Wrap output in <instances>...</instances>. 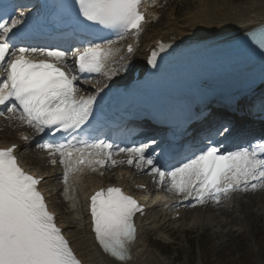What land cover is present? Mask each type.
<instances>
[{
  "label": "snow or ice",
  "instance_id": "obj_1",
  "mask_svg": "<svg viewBox=\"0 0 264 264\" xmlns=\"http://www.w3.org/2000/svg\"><path fill=\"white\" fill-rule=\"evenodd\" d=\"M141 3L142 0H79L80 12L87 21L119 30L121 39L128 31L140 32L144 21ZM23 17L21 11L19 17L0 22V69L6 72V79L0 80V107L13 115L19 112L18 119L26 121L37 132L53 127L64 131L80 127L91 115L96 97L77 95L80 91L75 85L78 76L67 64L66 52L12 44L10 33L23 23ZM258 42L264 48V31L259 33ZM114 43L116 41H109L107 45L90 44L78 56V71L100 73L114 52L111 47ZM128 51L132 52L131 45ZM35 54L54 58L59 63L47 62V59L36 61ZM155 60L153 52L149 63L155 66ZM103 74L111 78L110 73ZM0 115H4V111H0ZM84 143L89 149L99 150L97 155L112 148L104 141ZM41 147L50 155L59 153V162L66 168V184L69 172L79 170V165L104 164L102 159H78L73 165L72 150L80 151L81 155L83 151L71 142L67 145L48 143ZM258 148L259 152L256 148L241 147L220 154L217 147H208L170 172L161 171L152 158L145 157V146L119 151L135 155L138 158L135 166L141 169L149 166L161 184L170 178V189L185 195L186 199L194 196L199 203H205L211 198L219 203L221 194L255 190L264 185V145ZM15 150V145L0 149V264H80L38 189L40 180L24 171ZM91 155L88 152V156ZM127 163L131 165L133 160ZM90 211L100 247L115 261L127 264L136 240L134 217L136 213H143V207L120 188L109 187L91 197Z\"/></svg>",
  "mask_w": 264,
  "mask_h": 264
},
{
  "label": "bare ground",
  "instance_id": "obj_2",
  "mask_svg": "<svg viewBox=\"0 0 264 264\" xmlns=\"http://www.w3.org/2000/svg\"><path fill=\"white\" fill-rule=\"evenodd\" d=\"M239 2V0H143L140 10L144 14V21L140 32H131L111 45L114 52L105 61L100 79L88 84L83 81L76 82L80 89L78 96H95L111 88L129 84L133 72L146 65L150 53L231 33L242 34L264 24V0H249L241 4ZM129 45L132 46L131 53L128 51ZM48 50L65 52L59 46H51ZM33 58L57 62L54 58L41 57L39 54H35ZM65 59L71 66L68 55ZM103 72L110 73L111 78L105 76ZM0 111H4V115H0V129L19 134L7 137L15 140L12 143H9L10 140L7 138L0 140V146L9 148L15 145V155L18 158L22 153L21 157L26 155L27 164L23 163L25 168L43 179L42 191L50 208L54 210L57 223L72 246L76 244L84 247V256L89 258L88 264H119L109 258L96 241L90 215L91 195L100 189H107L112 182H115L114 186L124 193H131L135 187L147 186V189L151 190L150 193H141L136 198L143 207L144 213L137 217L140 227L139 237L131 248V259L127 264H159L149 251L150 236L146 232L166 239L165 235L173 236L178 232L202 231V235L211 232L214 238L223 239L229 237L231 233L228 227L244 223L253 217L251 209L255 205L259 207L255 215L258 218L264 217V185L255 190L249 188L247 191L234 192L226 198H221L219 203L211 199L205 203L195 204L194 196L186 199L185 195L177 194L174 189H170V178H167L166 183L161 184L160 178L155 173H151L149 166L145 165L142 169L135 166L138 160L135 155L125 152L118 154L113 150L97 156H88L86 151L83 155L72 152L73 165L78 159H102L107 161V165L111 163L108 169L112 172L105 170L106 166L94 171L93 169L98 168L99 164L91 166L87 163L82 164L78 166L79 170L69 172L68 185L64 182L66 168L59 162L60 155L56 153L53 156L48 154L49 152L38 155L42 150L36 148L35 143L42 140V132H37L36 128L29 126L26 121L19 120L18 113L6 114V109L2 107ZM224 117L226 115L217 111L210 114L208 120L212 125L222 126L223 121L226 120ZM256 128L257 125L251 122H240L236 125L235 137H245ZM224 131V135H228V130ZM222 132L220 131L219 135ZM35 134L38 138L36 142H34ZM133 134L131 128H126L122 138L134 137ZM197 140L198 135L195 136L194 142L190 139L187 145L193 147ZM148 154L145 152V157ZM130 159L133 160V164L126 165L124 162ZM53 160L56 161L55 164ZM35 161L42 163L43 166L34 168ZM113 161L116 166L112 165ZM41 169L48 171L41 173ZM157 180H159L158 184H156ZM156 185H160L159 188ZM170 194H173V197H170ZM56 200L60 204L57 205ZM167 204L169 205L166 206ZM64 208V213L57 214L59 211H55ZM188 222L193 225L191 231L186 230ZM179 224L180 227L175 228Z\"/></svg>",
  "mask_w": 264,
  "mask_h": 264
},
{
  "label": "rangeland",
  "instance_id": "obj_3",
  "mask_svg": "<svg viewBox=\"0 0 264 264\" xmlns=\"http://www.w3.org/2000/svg\"><path fill=\"white\" fill-rule=\"evenodd\" d=\"M239 1L241 4L249 0ZM12 134L16 136L18 132H4L0 129V140H5ZM12 141L14 140L10 139V142ZM24 161L27 164L26 157ZM34 166L41 167L43 164L35 161ZM46 171L47 169H43L41 172ZM258 208L256 205L252 207L253 217L248 221L228 227V231H231L229 237L216 239L211 232L202 235V231L192 234L178 233L173 237L177 242L175 246L168 248L158 243V250L152 246L149 249L163 257L161 264H264V217L258 218L255 215ZM55 211L62 213L59 209ZM191 227L192 225L188 224L187 229ZM74 249L78 256L86 261L83 257V247L75 246ZM202 252L205 260H202Z\"/></svg>",
  "mask_w": 264,
  "mask_h": 264
}]
</instances>
